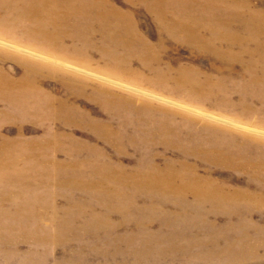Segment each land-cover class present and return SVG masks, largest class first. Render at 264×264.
Returning <instances> with one entry per match:
<instances>
[{
    "label": "rangeland",
    "instance_id": "rangeland-1",
    "mask_svg": "<svg viewBox=\"0 0 264 264\" xmlns=\"http://www.w3.org/2000/svg\"><path fill=\"white\" fill-rule=\"evenodd\" d=\"M15 1L0 0L3 19ZM235 1L246 14H264V0ZM21 3L50 17L40 0ZM110 3L151 44L150 63L172 77L158 78L135 45L133 65L114 74L99 54L88 65L76 53L78 61L63 62L36 39L0 30L8 44L0 43V81L22 88L0 94V141L8 140L0 150V264H264V81L249 84L242 65L176 41L138 0ZM183 67L228 90L179 91ZM227 99L234 110L216 106ZM253 106L259 112L247 111ZM184 161L248 198L222 204L239 207L230 214L210 205L200 214L186 211L207 205L193 196L146 190L149 166Z\"/></svg>",
    "mask_w": 264,
    "mask_h": 264
},
{
    "label": "bare ground",
    "instance_id": "bare-ground-1",
    "mask_svg": "<svg viewBox=\"0 0 264 264\" xmlns=\"http://www.w3.org/2000/svg\"><path fill=\"white\" fill-rule=\"evenodd\" d=\"M221 1L225 3H221ZM40 2L46 5V8H41L42 12H47L49 9V18L42 19L38 14L40 9L36 7L27 9L21 0H16L10 6L7 18L3 19L0 15V28H2L0 30L6 28L11 32H19L22 39L25 40L36 39L50 51V54H54L53 56L63 62H69L71 59L78 61L73 57L76 56L73 53H76L83 54V59L79 58L82 63L85 61L84 64L88 65L94 61L93 54H99L100 60L104 61L107 58L114 65V74H121L126 67L133 65L136 54L132 52L129 55L128 48L135 45L138 47L137 53L141 54L140 57L145 60L144 65L159 74L158 78L168 79L171 75L170 71L166 73L160 67H155L152 62L150 63L149 56L153 47L144 38H141L136 26L126 20L123 12L112 5L110 0H50V6L48 0H40ZM138 2L146 5L148 10L154 14L160 30L176 41L195 45L201 49H209L214 54L227 58L229 66L232 68L235 63L242 65L241 68H244V73L249 77L247 81L249 84L259 86L261 85L259 80L264 81V14L261 11H252L250 14H246L241 9L242 6L238 5L235 0H138ZM1 11L2 8H0V14ZM234 23H239L242 30L234 29L232 27ZM97 37L100 39V44L94 40ZM0 43L8 45L1 38ZM120 50H122L121 53ZM186 68L179 69L176 76L178 90L180 88L182 92L187 91L190 95L202 94V96L206 91L210 92L207 94L210 96H214V92L222 94L223 90L218 85L228 90L223 82H214V84L211 78L201 80L202 78L199 79L194 72L189 70L190 68ZM236 87L239 92L244 94V85ZM262 88H264L263 84ZM20 90H22L20 83L10 80L0 81V94H13ZM233 102V100L227 99V102L217 103L216 106H226V109L234 110L236 103ZM3 103L11 108L22 107L17 101H11L8 97L4 98ZM238 104L240 105V103ZM247 111L253 113L257 109L253 106L251 109L247 108ZM7 143V139L0 141L1 151H4ZM179 166L172 162L164 167L158 164L149 166L146 173L153 176L154 180L149 186L147 184L146 190L160 189L179 195L180 198L193 196L197 203H207V205L186 209V211L195 210L200 214L204 213L203 209L205 210L209 205L210 209L216 210V212L226 210L225 213L230 214L231 211L239 207L222 204L230 203L238 198H243L242 200L248 198L239 190L238 194L243 195L222 191L212 180L197 175L193 166L185 161L179 162ZM100 170L102 171V169ZM109 173L112 174L113 171ZM92 180L93 182L90 181L87 184L97 187L96 181ZM100 181H104V179Z\"/></svg>",
    "mask_w": 264,
    "mask_h": 264
}]
</instances>
